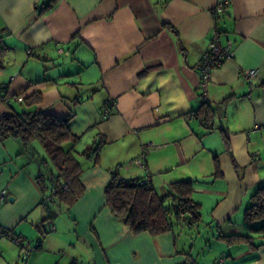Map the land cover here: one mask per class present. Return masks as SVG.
I'll list each match as a JSON object with an SVG mask.
<instances>
[{
  "label": "crops",
  "instance_id": "obj_1",
  "mask_svg": "<svg viewBox=\"0 0 264 264\" xmlns=\"http://www.w3.org/2000/svg\"><path fill=\"white\" fill-rule=\"evenodd\" d=\"M217 1L55 0L44 8L49 0H0V114H72L81 136L73 149L89 151L79 157L82 192L67 204L42 191L39 165L18 139H0V230L22 236L29 250L22 258L1 235L0 264H264V235L244 219L264 186V0H224L214 17ZM214 33L220 44L232 41L233 54L212 70L201 101L198 65ZM243 68L258 69L252 85ZM35 93L41 101L27 105ZM115 168L125 179L147 176L160 197L190 182L201 219L134 234L105 203ZM45 219L55 230L42 233ZM228 234L256 246L217 237Z\"/></svg>",
  "mask_w": 264,
  "mask_h": 264
},
{
  "label": "trees",
  "instance_id": "obj_2",
  "mask_svg": "<svg viewBox=\"0 0 264 264\" xmlns=\"http://www.w3.org/2000/svg\"><path fill=\"white\" fill-rule=\"evenodd\" d=\"M54 1L49 0L44 8L50 7ZM220 13L212 11L214 17ZM2 51L3 47L0 45V67ZM40 101L39 93L25 99L27 105H34ZM203 109L204 104L201 105L200 112ZM72 118V114L58 118L43 112L27 114L14 111L0 114V139L7 137L18 139L22 151L31 153L39 165L36 181L42 191H48L51 200L57 197L67 204L74 203L82 192L79 183L82 163L79 157L89 154L88 150L77 153L73 149L81 136L71 131ZM34 144L42 148L44 155L38 154ZM67 145L71 148L67 149ZM100 145L101 143L91 151L93 164L99 163ZM110 175V181L104 190L105 203L111 213L134 234L148 232L150 235H158L173 231L179 225L195 223L201 219L200 204L191 197L190 182L173 184L170 193L160 197L149 183L143 185L138 180L125 179L117 168L110 170ZM60 185H64V188L57 190ZM251 199V204L244 211V219L248 224L261 221L259 225L251 227L255 233L264 235V186L258 188ZM45 221L46 219L42 222V233L50 232L44 229ZM8 233L0 230V236L8 235L12 240L15 237H22ZM217 237L227 243L247 242L252 247L256 246L253 237L242 234Z\"/></svg>",
  "mask_w": 264,
  "mask_h": 264
},
{
  "label": "built area",
  "instance_id": "obj_3",
  "mask_svg": "<svg viewBox=\"0 0 264 264\" xmlns=\"http://www.w3.org/2000/svg\"><path fill=\"white\" fill-rule=\"evenodd\" d=\"M226 1L224 0H218L216 5L214 6V10H216L218 13H220L224 7V4ZM57 51L59 53H63L62 48H58ZM31 50L27 49V53H30ZM232 41L229 40L225 45L220 44L218 41V36L216 33L213 34L212 38L210 39L207 49L202 54V57L200 59L199 65H198V75H199V91H200V100L206 101L207 99V93H208V87L211 82V73L212 70L218 66H220L225 60L232 57ZM241 75L243 78L252 85V81L254 78L257 77L258 69L257 68H243L240 70ZM17 102H23L22 96H17L14 98ZM107 112V110H106ZM202 121L204 125L211 126V122L208 119L202 118ZM147 152V149L143 148L141 155L139 156L140 159L145 158V154ZM139 159V160H140ZM140 184L148 185V177L145 176L142 180H140ZM64 185H60L57 190L63 189ZM6 198V195L4 192H0V201L4 200ZM44 229L47 231H53L55 230V226L51 220H47L44 225ZM13 241L22 249L23 251V257L25 258L28 254V247L27 243L24 242V239L22 237H15L13 238Z\"/></svg>",
  "mask_w": 264,
  "mask_h": 264
},
{
  "label": "rangeland",
  "instance_id": "obj_4",
  "mask_svg": "<svg viewBox=\"0 0 264 264\" xmlns=\"http://www.w3.org/2000/svg\"><path fill=\"white\" fill-rule=\"evenodd\" d=\"M258 223H254L253 225H257Z\"/></svg>",
  "mask_w": 264,
  "mask_h": 264
}]
</instances>
